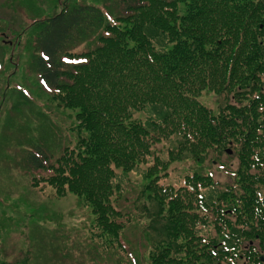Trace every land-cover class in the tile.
Listing matches in <instances>:
<instances>
[{
    "label": "trees",
    "instance_id": "obj_1",
    "mask_svg": "<svg viewBox=\"0 0 264 264\" xmlns=\"http://www.w3.org/2000/svg\"><path fill=\"white\" fill-rule=\"evenodd\" d=\"M105 2H66L31 23L40 26L35 70L53 100L77 109L74 141L55 159L41 145L25 153L27 164L49 167L35 184L91 208L90 238L112 253L104 264H260L264 0ZM204 91L217 94L216 109ZM234 154L224 185L195 168L177 185L161 181L173 160L226 166ZM131 172L145 179L133 209L120 206ZM137 218L146 219L142 255L124 236Z\"/></svg>",
    "mask_w": 264,
    "mask_h": 264
},
{
    "label": "rangeland",
    "instance_id": "obj_2",
    "mask_svg": "<svg viewBox=\"0 0 264 264\" xmlns=\"http://www.w3.org/2000/svg\"><path fill=\"white\" fill-rule=\"evenodd\" d=\"M71 1L106 7L105 0H0V59L4 61L0 60V65H5L0 68V264H70L72 256L78 264H104L103 260L111 259L112 253L97 250L100 246L90 238L89 227L94 219L91 208L75 193L59 196L50 184H35L34 177L47 175L49 167L37 168L27 164L24 157L30 148L41 145L55 159L75 138L70 126L77 109L53 100L35 70L34 38L40 26L31 25L36 19L57 14ZM86 46L79 43L77 49ZM200 99L217 108L218 96L213 91H204ZM159 145L167 151L168 144ZM228 163L223 166L217 161L202 168L193 159L173 160L161 181L177 185L195 168L209 169L224 185L232 181L228 169H236L237 155ZM129 180V198L120 206L125 207L126 202L133 209L145 179L131 172ZM135 221L124 236L128 245H134L142 255L148 247L143 230L146 219ZM116 255L123 257L121 252ZM26 257L28 260H21Z\"/></svg>",
    "mask_w": 264,
    "mask_h": 264
},
{
    "label": "flooded vegetation",
    "instance_id": "obj_3",
    "mask_svg": "<svg viewBox=\"0 0 264 264\" xmlns=\"http://www.w3.org/2000/svg\"><path fill=\"white\" fill-rule=\"evenodd\" d=\"M260 259H261V261H262L260 264H264V257L261 256Z\"/></svg>",
    "mask_w": 264,
    "mask_h": 264
}]
</instances>
